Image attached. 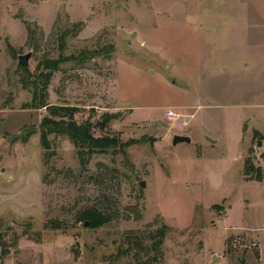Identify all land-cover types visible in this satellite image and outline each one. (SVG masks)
Segmentation results:
<instances>
[{"label": "rangeland", "instance_id": "374dc122", "mask_svg": "<svg viewBox=\"0 0 264 264\" xmlns=\"http://www.w3.org/2000/svg\"><path fill=\"white\" fill-rule=\"evenodd\" d=\"M61 56L74 58L46 103L77 107L96 137L144 141L126 157L100 153L83 168L69 138L40 144L49 114L30 107L35 77ZM168 109L192 113L190 126ZM105 115L115 119L103 129ZM188 129L195 142L174 146ZM254 129L264 136V0H0V264H264ZM249 155L262 181H245ZM87 208L111 222H79ZM163 224L162 254L148 252Z\"/></svg>", "mask_w": 264, "mask_h": 264}, {"label": "trees", "instance_id": "16d2710c", "mask_svg": "<svg viewBox=\"0 0 264 264\" xmlns=\"http://www.w3.org/2000/svg\"><path fill=\"white\" fill-rule=\"evenodd\" d=\"M28 33H32V25L27 21H24ZM80 25L77 26L79 28ZM79 31V30H77ZM72 32V31H71ZM74 32V31H73ZM72 34H75L73 33ZM77 33V32H76ZM70 34H67L69 36ZM65 46V42L62 41V48ZM11 55L15 56L17 54V49L10 46L8 47ZM73 59L74 57H63L59 59H50L42 63L44 71L35 77L34 87H33V100L30 107L32 109L44 108L48 112L49 116H46L42 119L39 130H40V144L46 151L51 150L52 144L49 141V136L56 134L59 136H65L70 139V141L75 145L77 149V156L80 160L81 166L84 168L92 159L94 155L100 153H107L112 151L113 154L121 153L123 156H127L126 150L131 147V145L144 142L143 140L131 139L127 142L122 141L119 137L102 135L96 137L93 133L94 126L90 120L83 121V123H78L75 120V115L78 112L77 107L71 106H59V105H49L46 103L45 96L48 90V87L51 83V78L54 71H59L61 65L66 63V61ZM23 71L29 74V68L23 67ZM115 119L113 115H105L100 124L101 128H106V124L111 120ZM259 134L255 133V136ZM27 140V138H26ZM244 179L245 181H262L263 179V170L260 167H256L252 161V157L249 155L244 160ZM215 208H219V205H215ZM79 222L88 223L89 227L92 229L101 228L103 225L111 222V215L99 210L97 208H87L86 210L80 213ZM153 226V225H150ZM57 227V226H56ZM170 230V227L167 224H163L155 232H150L148 234L149 241H151L149 251L155 252L157 255L162 254V246L166 240V234ZM14 243L11 247L17 245L18 238L14 236ZM6 243L4 236L0 234V247H5ZM8 248L2 250V255L6 256L8 254Z\"/></svg>", "mask_w": 264, "mask_h": 264}, {"label": "crops", "instance_id": "0c3cea01", "mask_svg": "<svg viewBox=\"0 0 264 264\" xmlns=\"http://www.w3.org/2000/svg\"><path fill=\"white\" fill-rule=\"evenodd\" d=\"M198 17V25L200 26V27H203L204 25L202 24V22H201V20L203 21V19H200V16H197ZM185 48V51H184V54L183 55H185V59H187L188 57H189V59L188 60H190V58H191V54L188 52V50H187V48L186 47H184ZM197 46L195 45V47H194V52L192 53L194 56H195V59L197 60V55H196V51H197ZM200 107V106H199ZM209 107H210V105H209ZM186 108H188V107H186ZM190 110V109H189ZM189 112V111H188ZM186 115H188L189 116V118L192 120V118H194V115L192 114V113H187ZM189 119V120H190ZM190 126V125H189ZM188 128V127H187ZM248 128V127H247ZM247 128H246V130H247ZM195 132H193L192 131V129H188L187 131H185V132H182V133H179L178 134V136L179 135H183V136H187V137H189L190 139H191V142L190 143H194L195 142V139H194V134ZM253 134L254 133H257V134H259V136H262V134L260 133V131L258 130H253V132H252ZM252 134V135H253ZM262 137H264V136H262ZM186 143H188V142H186ZM179 145V144H178ZM198 146H199V148H198V153H200V150H201V146L199 145V144H197ZM243 160H245V157L243 158ZM3 171V169L1 170V172Z\"/></svg>", "mask_w": 264, "mask_h": 264}, {"label": "built area", "instance_id": "2783aa9c", "mask_svg": "<svg viewBox=\"0 0 264 264\" xmlns=\"http://www.w3.org/2000/svg\"><path fill=\"white\" fill-rule=\"evenodd\" d=\"M167 118L168 121L172 122V123H175V124H180V126L182 128H187L189 127V116L188 115H183L182 113L180 112H176L175 110L173 109H168L165 111V114H164ZM261 142V145H263L264 143V140L263 141H260ZM264 153V151H263ZM0 159H1V152H0ZM240 244L241 242L240 241H236L235 244Z\"/></svg>", "mask_w": 264, "mask_h": 264}, {"label": "water", "instance_id": "95a60500", "mask_svg": "<svg viewBox=\"0 0 264 264\" xmlns=\"http://www.w3.org/2000/svg\"><path fill=\"white\" fill-rule=\"evenodd\" d=\"M30 58H31L30 54L20 55L19 60H18L19 65L24 66V67H28ZM173 140H174L173 141L174 146H177L179 143H182V142H188V143L191 142V139L189 137L183 136V135H179V136L176 135V136H174ZM259 146H261V142L259 143ZM140 185L143 188L145 187L144 182H142Z\"/></svg>", "mask_w": 264, "mask_h": 264}]
</instances>
